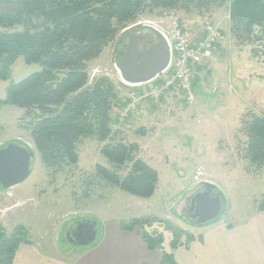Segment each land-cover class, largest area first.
<instances>
[{
    "label": "rangeland",
    "instance_id": "374dc122",
    "mask_svg": "<svg viewBox=\"0 0 264 264\" xmlns=\"http://www.w3.org/2000/svg\"><path fill=\"white\" fill-rule=\"evenodd\" d=\"M157 11L129 21L89 62L91 82L100 75L110 78L118 90L119 103L112 110L108 140L101 142L91 135L78 141L77 165L49 170L30 134L35 113L0 103V148L18 143L35 154L25 181L11 189L0 185V224L9 233L22 227L28 241L20 244L13 264L84 263L101 239L90 245L69 241L67 228L82 219L96 221L101 237L106 225L147 217L151 224L143 229L162 232L168 244L172 233L165 223L183 230L185 239L199 235L209 225L229 223L241 228L258 213V201L264 194V168L251 165L244 153L247 125L264 111V56L253 52V44H240L231 32L228 3L213 6L204 15L166 9L181 19L194 42L206 36L208 24L218 26L223 35L212 55L196 65L194 101L186 102L172 89L158 103L144 98L129 118L120 116L130 93L142 90L121 81L117 73L123 59L120 56L129 35L164 12ZM22 28L16 26L12 31ZM149 31L151 37H156L154 31ZM39 69V64H28L19 57L11 67L10 79L0 80V100L6 98L11 81L17 82ZM122 140L138 144L137 155L158 170V184L151 197L133 195L96 174L98 163L121 177L128 173L130 163L118 166L101 153L104 143ZM203 181L214 182L216 191L224 196V207L216 220L198 225L187 214L189 201L203 188ZM254 240L255 244L247 237V251L257 247L264 250V239Z\"/></svg>",
    "mask_w": 264,
    "mask_h": 264
},
{
    "label": "trees",
    "instance_id": "16d2710c",
    "mask_svg": "<svg viewBox=\"0 0 264 264\" xmlns=\"http://www.w3.org/2000/svg\"><path fill=\"white\" fill-rule=\"evenodd\" d=\"M227 3L231 32L240 44H253V52L264 56V0H0V80L10 79L11 67L21 56L28 64L40 65L23 79L11 81L0 103L35 113L30 134L49 170L77 165L78 141L91 135L101 142L108 140L112 110L119 103L110 78L100 75L91 82L89 62L139 15L166 9L204 15ZM16 26L23 28L12 31ZM246 130L244 157L264 168V111L251 119ZM138 151L136 143H104L101 153L118 166L130 163L129 171L121 177L98 163L96 174L133 195L151 197L159 173ZM258 210H264V194ZM150 222L147 217L136 218L120 227L125 231L141 227L148 247L163 252L159 264H178L174 254L163 248V233L143 229ZM165 224L172 233L171 248L183 244L184 231ZM22 232L20 227L9 233L0 224V264H13L20 244L28 243Z\"/></svg>",
    "mask_w": 264,
    "mask_h": 264
},
{
    "label": "crops",
    "instance_id": "0c3cea01",
    "mask_svg": "<svg viewBox=\"0 0 264 264\" xmlns=\"http://www.w3.org/2000/svg\"><path fill=\"white\" fill-rule=\"evenodd\" d=\"M145 41L148 42V40ZM150 41H156V37L150 38ZM145 45L151 49L149 43ZM127 51L124 49L122 53H127ZM195 69H199V67H195ZM201 230L199 235H193V240L185 242L183 239V244L177 248H171V238L168 244L164 240L163 248L174 254L178 264H264L262 247H257L255 251L251 249L248 252L244 246V243L247 244V237L254 244V238L259 241L264 239V210H259L251 222L241 228H236L229 223H222L217 226L209 225ZM101 237L99 234L97 235L94 244L99 239H101L100 242L95 245L88 260L82 264H159L162 260V250L150 249L138 228L133 231H125L119 223H114L103 227ZM257 251L258 256L256 255Z\"/></svg>",
    "mask_w": 264,
    "mask_h": 264
},
{
    "label": "water",
    "instance_id": "95a60500",
    "mask_svg": "<svg viewBox=\"0 0 264 264\" xmlns=\"http://www.w3.org/2000/svg\"><path fill=\"white\" fill-rule=\"evenodd\" d=\"M156 41L144 42L145 50H138L135 40L123 54V62L118 66L120 78L128 85H141L160 77L172 61V49L168 39L156 28ZM149 43V46L145 45ZM34 152L19 145L9 143L0 148V185L11 189L25 181L31 174V160ZM206 188L198 191L189 201L188 218L198 225L207 224L219 217L224 207L222 193L213 194L216 187L212 182H204ZM97 222L84 219L71 224L66 230L70 242L76 245H90L97 239Z\"/></svg>",
    "mask_w": 264,
    "mask_h": 264
},
{
    "label": "built area",
    "instance_id": "2783aa9c",
    "mask_svg": "<svg viewBox=\"0 0 264 264\" xmlns=\"http://www.w3.org/2000/svg\"><path fill=\"white\" fill-rule=\"evenodd\" d=\"M145 22L142 24L151 25L165 35L174 55L169 68L158 81L143 86L141 91L130 93L129 101L121 107L120 116L124 120L138 109L144 98L158 103L171 89L180 92L187 102H193L194 68L212 55L223 37L218 26L208 24L206 36L194 42L187 34L181 19L172 11H164Z\"/></svg>",
    "mask_w": 264,
    "mask_h": 264
},
{
    "label": "flooded vegetation",
    "instance_id": "af4514ba",
    "mask_svg": "<svg viewBox=\"0 0 264 264\" xmlns=\"http://www.w3.org/2000/svg\"><path fill=\"white\" fill-rule=\"evenodd\" d=\"M149 30H150L149 27H146V26L142 25L141 26V30L139 29L137 31H134L133 34L131 35V37L129 38V42H128V44H127L125 49L128 50L129 47L131 48V45L133 43V39L135 37V43H136L137 49L138 50H140V49L145 50V47L143 45V43H144L143 41H145V40L150 41V38H154V37H151V34H150L151 31H149ZM120 57L123 58V53H122V56H120ZM122 61H123V59H122ZM205 188H206V186L203 184V188L198 190V191L204 190ZM212 192H213L214 195H216L217 194L216 188H213ZM82 220H84V219H82ZM80 221L81 220H78L76 222H80Z\"/></svg>",
    "mask_w": 264,
    "mask_h": 264
}]
</instances>
